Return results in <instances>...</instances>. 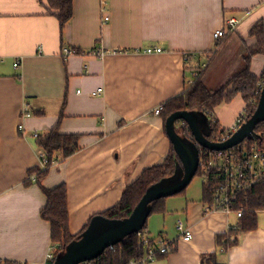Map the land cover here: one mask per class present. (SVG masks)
Here are the masks:
<instances>
[{"label":"crops","instance_id":"obj_1","mask_svg":"<svg viewBox=\"0 0 264 264\" xmlns=\"http://www.w3.org/2000/svg\"><path fill=\"white\" fill-rule=\"evenodd\" d=\"M230 17L241 18L238 28L216 40ZM260 21L264 0H74L62 31L46 0H0V262L43 264L52 246L51 224L40 215L47 198L29 175L40 165L35 133L58 125L60 133L79 136L80 149L52 165L41 183L66 185L70 231L77 235L144 170L165 161L172 143L154 110L189 87L199 64L208 63L201 74L207 88L220 89L244 68ZM65 47L81 52L66 57ZM146 47L164 51L135 52ZM185 53L193 56L187 63ZM251 70L263 75L264 54L252 58ZM245 107L239 94L213 115L230 129ZM195 180L184 194L166 197L165 212L148 217L152 237L177 240L151 264H203L209 253L218 254L219 264H264V208L256 229L221 250L216 236L239 218L206 212L204 180ZM179 221L191 228L190 241L178 239Z\"/></svg>","mask_w":264,"mask_h":264},{"label":"trees","instance_id":"obj_2","mask_svg":"<svg viewBox=\"0 0 264 264\" xmlns=\"http://www.w3.org/2000/svg\"><path fill=\"white\" fill-rule=\"evenodd\" d=\"M49 14L55 16L59 22L61 30L72 19L74 14V0H46ZM251 34L256 38L253 46L247 49L244 55V68L231 77L220 89L210 90L203 83L201 76L196 77L192 85H189L179 96L170 99L163 105L161 115L164 120L177 111H197L207 116V138L215 140V136L221 130L217 119L214 117V109L222 103L231 102L237 95H241L246 102L245 113L246 120L251 118L255 112L261 91L264 85V73L257 77L251 70L252 58L258 54H264V23L258 22L252 29ZM224 39V38H222ZM220 39V40H222ZM219 40V41H220ZM219 45V44H218ZM76 52H81L77 51ZM217 50L209 53L208 58H212ZM193 56L190 55V60ZM201 64H199V69ZM192 70V68L190 69ZM197 71V70H196ZM178 132L186 138L191 139L192 133L184 121H177ZM264 122L259 123L255 128V137L245 139L240 145L232 148L233 152L241 157L250 158L252 156L255 143L264 148ZM36 146L42 154L48 159V165L45 168L36 166L29 170V175L35 176V180L42 187L46 195L47 203L41 210V218L51 224L52 248L55 255L63 251L71 242L79 239L82 233L89 227L92 219L96 216H103L109 219L128 218L146 191L153 185L164 180L174 178L177 175L178 165L180 164L177 153L173 145L165 161L160 164L144 170L141 176L131 185L125 187L119 202L103 213L94 215L89 223L84 227L81 233L73 235L69 226V210L67 201V188L61 184L52 189L42 186V180L55 163H61L80 149L79 136L72 134H62L57 125L53 129L43 134L35 136ZM193 139V138H192ZM200 153L207 151L200 147ZM196 175H200L198 171ZM220 183L214 173L208 175L203 182V201L206 204L214 203V188ZM187 187L181 192L175 194H184ZM165 198L151 203L150 214L163 213L166 210ZM243 208V214L239 218L238 226L231 228L228 233L218 234L216 242L218 248L227 250L236 245L240 237L258 227V211L264 208V179H262L254 188L247 193L238 196L236 209ZM148 216V217H149ZM147 221L142 228L146 230ZM175 245V244H174ZM143 249L139 242L137 233L127 236L122 242L108 248L101 256L93 261L82 264H127L131 259L141 257ZM217 253L202 255L203 264H219ZM0 264H12L0 262Z\"/></svg>","mask_w":264,"mask_h":264},{"label":"water","instance_id":"obj_3","mask_svg":"<svg viewBox=\"0 0 264 264\" xmlns=\"http://www.w3.org/2000/svg\"><path fill=\"white\" fill-rule=\"evenodd\" d=\"M179 120L188 125L193 139L183 137L178 132L176 122ZM207 122V116L201 112L172 113L165 121V130L180 161L177 175L151 186L128 218L94 217L81 237L57 254L53 264H82L93 261L108 248L140 231L150 214L151 203L181 192L192 182L199 166V145L209 150L224 151L240 145L247 138H254L256 126L264 122V85L257 108L251 118L225 142H214L207 138Z\"/></svg>","mask_w":264,"mask_h":264},{"label":"built area","instance_id":"obj_4","mask_svg":"<svg viewBox=\"0 0 264 264\" xmlns=\"http://www.w3.org/2000/svg\"><path fill=\"white\" fill-rule=\"evenodd\" d=\"M103 11L104 22L109 21V15L105 8ZM241 22L239 17H230L226 20L223 28L214 33V38L220 40L227 36L230 32L236 30ZM164 50L161 47H146L136 49V53H162ZM123 52V51H120ZM77 53L76 50L70 48H63L62 54L69 56ZM82 52V54H84ZM101 57L104 52H100ZM190 61V54H184V62ZM16 67L18 63L14 64ZM208 63H204L200 68L194 72L193 77L201 76L202 72L207 68ZM194 78L190 81V85L194 83ZM263 87V85L261 86ZM102 90L94 93H100ZM163 110V105H160L154 110L156 115H160ZM245 111L238 117L234 125L230 129H222L215 136L214 142H225L236 131H238L246 123ZM264 133V131H263ZM35 133L34 136H37ZM193 138V136H191ZM199 145V149H200ZM224 150L214 151L209 150L200 153L198 171L203 179H207L208 175L214 173L219 178L220 183L214 188V203L212 205L206 204V212L223 211L227 214L234 213L237 217L243 214V208L236 209L238 196L247 193L254 188L262 179H264V148L257 145L253 146L252 156L250 158L241 157L238 153ZM56 164L53 162V165ZM48 165V159L45 154H40V167L45 168ZM197 171V172H198ZM35 180V176H32ZM178 239L190 241L193 237L191 228L187 227L183 222L179 221L177 224ZM140 245L143 249L141 257L131 259L127 264H151L158 255H165L171 251V248L177 240H170L163 236L152 237L147 230H140L137 232ZM110 248H113L110 247ZM56 255L52 246L48 250L46 262L43 264H53Z\"/></svg>","mask_w":264,"mask_h":264},{"label":"rangeland","instance_id":"obj_5","mask_svg":"<svg viewBox=\"0 0 264 264\" xmlns=\"http://www.w3.org/2000/svg\"><path fill=\"white\" fill-rule=\"evenodd\" d=\"M196 72V71H195ZM193 75H194V72H193ZM200 77V76H199ZM194 78V77H193ZM194 81H195V78H194ZM192 85V84H191ZM196 180L195 181H203V177L201 175H196L195 176Z\"/></svg>","mask_w":264,"mask_h":264}]
</instances>
